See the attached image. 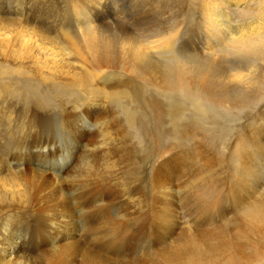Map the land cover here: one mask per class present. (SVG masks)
I'll return each instance as SVG.
<instances>
[{
  "label": "rangeland",
  "instance_id": "rangeland-1",
  "mask_svg": "<svg viewBox=\"0 0 264 264\" xmlns=\"http://www.w3.org/2000/svg\"><path fill=\"white\" fill-rule=\"evenodd\" d=\"M220 1L213 0V4H210L209 0H0V15L7 14L2 15L7 17L2 18L3 22L16 26V22L23 21L20 14L26 13L30 19L25 24L41 34L45 42L50 39L49 42L57 44L56 40H59L58 45L69 46L70 38L78 44L80 41L81 44L85 39L83 33L94 31L97 48L94 51L87 50V55L89 54L90 60L95 57L104 60V76L99 80L102 84L112 83L110 85L113 87V91L111 89L109 93L93 87L94 94H88V91L76 89L79 84L73 83L75 78L72 76L60 78L46 70L44 73L36 70L40 74L38 76L34 71V63H29V69L28 63L18 66L11 60L0 62V88L2 85L11 86L7 87L9 90H2L0 98L1 159L13 143L16 148L18 143H22L15 163L22 158L31 170L35 167L52 172L53 168L55 172H64L76 162L75 154L69 153L71 143L76 142L74 135L78 129H87L84 128L87 119L93 120L107 104L108 121L116 126L115 129L119 131L116 132L120 134L119 141L124 142L127 147L123 156L125 164L130 167L124 166L130 168V174L137 183L134 187L136 196L145 197L148 201L147 198L156 190L154 187L150 189L153 181L150 182L146 177L150 165L151 169L159 165L155 179L168 176L181 164L186 165L185 168L191 175L186 186L177 190L176 195L179 198H185L191 189L202 187L191 183L198 182L204 169L205 182L212 184L208 189V198L212 196L210 200L213 198V201L206 198L208 192L203 195L204 192L199 191L200 196L204 197L200 199V205L197 206L199 208L192 210L193 213L189 198L183 200V208L186 210V218L183 220L186 219V223L181 228L186 227L188 232L194 230L198 234L209 231L211 237L214 234L212 232L217 230V234H214L216 238L212 237L215 242L209 241L213 243H209L210 249L216 245L220 246L217 247L221 250H218L220 253L230 254L237 245L236 258L242 256L238 259L239 262L251 264L252 262L247 261L252 254V241L255 240L256 243L257 240L259 243L256 245H264V238L259 240L260 230L253 227V214L249 218L252 208H256L255 218H258L257 212L264 208L260 207L264 206V44L259 39L260 36L249 37L248 30L252 21L254 23L260 17L264 18V0H241L238 3H229V7L225 9L223 6L226 4ZM213 7L214 19L208 17V12ZM8 11L12 15H8ZM214 20L220 22L218 26ZM240 31H245L248 35ZM239 34L248 36L249 38L245 37L248 42H240L242 36ZM163 42L167 47H162ZM73 52L70 49V55ZM75 66L69 65L76 72L78 69ZM34 110L42 114H36ZM38 126L39 130H35ZM120 132L124 134L121 135ZM46 142L45 153L49 159L37 150L40 144ZM253 155L259 161L255 179L260 188L253 190L252 197L240 202V197H245V186L239 180V176L243 175L239 166ZM153 164L155 165L152 167ZM123 176L126 175L123 173ZM203 199L209 203L216 216L211 221H205ZM219 203L223 211H226L224 217L214 212V209L218 210L220 207ZM237 203L239 204L236 206ZM129 210L138 211L136 207ZM182 212L183 210H179V213ZM118 213L116 208L99 214L95 223L101 222L104 214L116 216ZM261 213L259 216L263 219L264 210ZM150 214L147 217L150 218ZM263 220L258 223H261V227L258 226L260 229L264 228ZM77 223L80 229H86L85 221ZM239 226L245 228L239 229ZM212 228L217 229L213 231ZM26 229L17 220L6 223L0 229L5 231L0 242L5 243L9 238L17 240L20 249L25 250L24 257L33 259L41 254L42 248L36 245L38 236L26 239L29 235ZM9 230L13 234L9 235ZM241 230H245L244 233ZM256 231L257 234H254ZM222 235L224 236L221 238ZM221 239L222 245L225 241L223 246H227L229 251L221 247ZM250 239L251 244L248 243ZM242 242L245 246L239 247L238 243ZM164 246L154 245L149 253L156 254ZM217 248L211 250L213 259L211 257V260H205V264L216 259L214 256L218 253ZM243 256L246 257L245 261ZM262 260L256 263L264 264V259ZM212 263L216 264V261Z\"/></svg>",
  "mask_w": 264,
  "mask_h": 264
},
{
  "label": "bare ground",
  "instance_id": "bare-ground-1",
  "mask_svg": "<svg viewBox=\"0 0 264 264\" xmlns=\"http://www.w3.org/2000/svg\"><path fill=\"white\" fill-rule=\"evenodd\" d=\"M238 1L241 0H236V1L222 0L220 2L226 4L225 6H223V8L225 9L229 7L228 6L229 3L230 4L238 3ZM211 2L212 3H210L209 0V3L213 4V0ZM242 2H246V0H242ZM262 9L264 12V5L262 6ZM214 13H215V9L213 7V9H210V11L208 12L209 15L208 17L214 19V15H215ZM2 15H7V14H2ZM2 15H0V62L11 60L12 63L15 62V64L17 63L18 66L19 65L24 66L26 65V63H28L29 69L31 66L29 63H34L36 65L34 67L36 68L34 71L38 76L40 75L37 73L38 70L40 71V73L42 71L44 73V71L46 70L52 75L54 74L55 76H59L60 78L65 76H69V77L72 76L75 78V81H73V83L75 85L79 84L76 89L86 92L88 91L87 92L88 94L90 93L94 94L93 90L95 89H93V87L94 88L99 87L102 90V92L104 91L106 93L111 92V89L113 91V87L110 85L112 83L102 84V82L99 80L103 75L102 73H104L103 72L104 70L102 69L104 65V63L102 62H104V60L97 57L90 60L89 54L87 55L88 53L87 50L94 51L96 47L97 42L95 41L96 38H94V36H96V34H94V31L91 30L92 33L91 32L83 33V35L85 34L84 35L85 39L81 42V44L82 43L84 44L82 46L80 44V41L78 44L73 39L67 37L69 46L65 44V46H67L65 47L63 45L60 46L61 44L58 45L59 40L56 39H55L56 42L58 41L57 44H53L49 42L50 39L45 42L41 34H39L34 29L28 28L27 24H25L28 23L27 20L30 19L28 17V14L26 13L20 14V16H22L23 21L20 19L21 21H19L18 23L16 22V26H10L13 24L3 22L2 18L6 19L7 17ZM8 15H12V12L8 11ZM262 16L264 17V15ZM214 22L215 25L217 24V26L220 23V22L218 23L216 20H214ZM240 32H242L243 34L245 31L244 32L240 31ZM248 33L250 35H248L247 33L246 34L252 38L256 35L257 37L260 36L259 39H261V41L264 44V18L260 17V19L254 21V23L252 21V25L248 30ZM246 34L244 33V35ZM241 36L242 35H240V37ZM248 36H244V37L242 36L239 39L240 42H248L246 41L248 39L245 38ZM167 39L164 40L167 41ZM162 44H163L162 47L164 46L167 47L164 44V42ZM70 49L72 50V52L74 50L73 54L71 55H70ZM70 64L76 65L75 68H77L78 70L76 69L77 70L76 72L72 71L73 69L71 68L72 69L71 70L69 67ZM18 68H23V67L21 66ZM107 78H109V76ZM6 83L8 84L10 82H6ZM119 83L122 82L120 81ZM5 87L2 85L0 88L1 89L0 98H1V93L5 91V89H7V87L6 88ZM100 89H97V91ZM116 89L118 91L117 87ZM92 97L93 96H91V98ZM100 98H102V96ZM1 100L2 99H0V104H1ZM104 103L106 102L104 101ZM102 104L103 103L100 100V105ZM108 110H109L108 105L105 104L101 108L100 113L96 115V117L93 120L87 119L84 126V128L87 127V129H78V132L74 135L76 142L73 141L71 143V149L69 150V153L75 154L76 162L62 173L55 172L53 168H52V172L45 170L44 168L35 169V167H33L34 170H31V168H29L28 165L25 164V161H22V158H20L21 161L17 160L18 162L15 163L14 160H16L15 158L16 154L18 153V150L20 151L21 147L23 146L22 143H18V145H16L17 148L13 143L11 149L5 152L2 159L0 157V229H2V226L6 225V223L17 220L18 223H21L23 227L27 228L26 232H28L29 235L26 239L35 238L36 236H38L39 241L37 240L36 245L39 248H42L40 252L41 254L39 256L35 258L30 257L33 259H27L26 257H24L25 250L20 249L18 243L16 242L17 240H14L13 238H9L7 241H5V243L0 242V264H126L127 261H129L130 264H205L204 263L205 260L207 261V259L209 260L212 257L211 250L213 248L216 249L218 246L214 245L215 247H212V249H210L209 241L210 240L213 241L216 238L214 234H217L215 233L217 230L216 231L214 230L217 228L215 229L212 228L214 231L212 232V234L214 233L212 237H215L214 239H212L209 231H207L205 234L202 233L198 234L191 229H190L191 231L188 232L186 227L185 228L187 231L185 230V228H181V225H183V223H186L185 221L186 219L183 220L184 217L186 216L185 214L186 210L183 208V202L189 198V203H191L190 209L191 212H193L192 210H194L197 206L200 205V199L204 197V196H200L199 193L201 191L204 192L203 195L208 192V194L205 195L206 198H208L209 195L208 189L211 188L212 184L209 185L207 181L205 182V179L203 177L204 169L202 170L198 182L191 183L202 187L198 189L195 188L197 189L196 191L195 189H191L185 198H179L178 195H176L177 190H180L182 187L186 186V182L189 180L191 175L187 171V168H185L186 165L185 164L179 165L172 173L168 174V176L161 177L160 179L159 178L155 179L157 169L159 170V165H156L157 167L152 169L150 168L151 167L150 165L146 177L147 179L148 178L150 179V182L153 181V186H151L150 189L154 187L156 188V190L152 192V196L150 195V198H147L149 199L148 201H146L145 197L136 196V191L134 187H136L137 183L134 180V178H132V174H130L131 171H129L130 166L128 164H125L124 156H123L124 155L123 153H125L124 150L127 149V147L124 142L119 141L118 139L119 133L116 132L118 131L116 130L117 128L115 129L116 126L112 122L108 121V115H107ZM0 111L2 112V109ZM34 111L37 112L36 114L39 113L37 110ZM41 119L43 118L41 117ZM31 124H33V122ZM37 129L39 130V126L35 130ZM123 134L124 133H121V135ZM47 143L48 142L40 144L37 150L40 153H42L44 157L49 159L48 154L45 153L47 150V145H46ZM14 148L16 149L14 150ZM41 149H43V151H41ZM254 155L251 158L249 157L250 159H247L245 162L242 163L241 166H239L243 173V175L241 174L243 178L239 176L240 178L239 180L240 183L245 186V190H244L245 197H240V202H242L243 200L246 201L247 198L252 197L254 191L256 189L259 190L260 188L259 183H257L255 179L256 176L255 172L258 169L256 166L258 165L259 161ZM176 158L178 159V156ZM124 165H127L129 167H126ZM154 165L155 164H153L152 167ZM131 168L133 170V167ZM203 168H205V166H203ZM122 172L126 175L125 177L123 176ZM187 173H189L188 176ZM210 198H208V201H211L213 199L212 198L210 200ZM215 198L217 200L216 196ZM218 198H220V196ZM202 203L203 205H205L204 208V213L206 218L205 221H211L212 219H214V217H216L212 212L213 209L211 210L212 207L210 208L209 203L205 202L204 199ZM238 204L239 203H237L236 206ZM259 204L257 206H260ZM132 207L133 208L136 207L138 211L134 210L135 212H133L129 210ZM260 207H264V206L261 205ZM116 208H118L119 211L118 215L114 216L110 214L109 215L104 214V216L102 217V221L101 222L98 221L95 223V220L98 219L99 214H103L106 211H111ZM255 209H256L255 207L254 209L252 208L251 213L249 212V209H247L248 215L250 213L249 215L250 217L249 216L248 217L251 219V217L254 216L253 219H256V220L252 219L251 221L253 222L254 225L253 227L256 228L257 231L260 230V232H258V234L260 235L259 240H262V238H264V228L260 229L259 227L261 226L259 225L261 223L259 225L258 223L264 219V218L261 219L262 216H259L263 214L261 212L264 210V208L261 212L260 211L257 212L258 218H255L254 215V213H256ZM179 210H183V212L179 213ZM214 210L216 214H219L220 216L222 215V217L226 215V211H223L221 205L220 207H218V210L217 209ZM253 210L255 212H253ZM147 214H150L151 217L150 218L147 217ZM78 221H83V223L85 221L84 224L86 225V227L84 228L86 229L83 228H82L83 230L80 229L78 227V223H77ZM242 228L244 229L245 227ZM242 228L240 227L239 229ZM218 231L221 230H219L218 228ZM244 231L241 230L240 232L244 233ZM257 231L254 234H257ZM3 232L5 231L0 230V237H1L0 241L1 239H3L4 236ZM247 232L248 231H246V233ZM220 233L218 232V234ZM10 234H13L11 230H9V235ZM246 235H245V239H246ZM174 236L177 237L174 238ZM223 236L224 235H222L221 238ZM219 237L220 236H218V238ZM222 241L223 239H221L220 241L221 247L224 245L225 242L224 241L222 245ZM247 242L248 241H246L245 243L247 244ZM254 242L252 241V247H250L252 253V254L250 253L251 255H249L250 259L249 257L247 258L249 259L247 262L249 263L252 262L251 264L256 262L258 263L262 255H264V245L263 246L261 244L256 245V243H259L257 242V240L256 243ZM248 243L251 244V239ZM253 243L255 244L254 246ZM160 244L162 246L163 245L165 246L161 247L160 250H158V248L156 247L157 249L156 248L155 249L158 250L156 254H152V252L149 253L151 251V250L149 251L150 248H152L154 245L156 246ZM238 244L239 247L245 246L243 242ZM236 246L234 247V251H232L230 254L229 253L224 254L223 252L220 253L219 251L221 250L218 249L220 247L219 246L217 248V251L219 250L218 253H220L219 257L221 259L217 260V258H219L216 257L218 255L217 253L216 256H214L216 258L214 260L216 261V264H242L243 262L241 261L239 262L238 260L242 256L239 255L240 257L237 256L238 258H236L235 256L238 255V253H236L237 252ZM229 250L230 249H228V251ZM237 250H239V248ZM214 253H216V251ZM33 256L36 255L34 254ZM244 257L245 256H243L242 259H244ZM211 259H213V257ZM262 259H264V256L262 257ZM214 261H211V263ZM129 263L127 262V264ZM244 263L247 264L246 262Z\"/></svg>",
  "mask_w": 264,
  "mask_h": 264
}]
</instances>
